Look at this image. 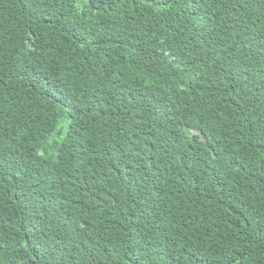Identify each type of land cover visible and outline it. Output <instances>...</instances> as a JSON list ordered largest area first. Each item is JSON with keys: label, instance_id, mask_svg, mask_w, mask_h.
<instances>
[{"label": "trees", "instance_id": "16d2710c", "mask_svg": "<svg viewBox=\"0 0 264 264\" xmlns=\"http://www.w3.org/2000/svg\"><path fill=\"white\" fill-rule=\"evenodd\" d=\"M0 264H264V0H0Z\"/></svg>", "mask_w": 264, "mask_h": 264}]
</instances>
